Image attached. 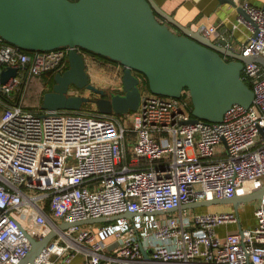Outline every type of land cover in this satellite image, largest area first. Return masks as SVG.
Returning <instances> with one entry per match:
<instances>
[{
	"label": "built area",
	"instance_id": "2783aa9c",
	"mask_svg": "<svg viewBox=\"0 0 264 264\" xmlns=\"http://www.w3.org/2000/svg\"><path fill=\"white\" fill-rule=\"evenodd\" d=\"M236 1L249 19L237 13L222 37L233 51L264 59V0ZM203 33L218 34V25ZM67 57V47L28 53L0 38V72L18 67L11 83H0V264L17 263L28 236L51 229L55 236L25 264L70 263L78 253L82 264H264V193L249 226L240 224L244 203L155 212L264 185V64L244 63L253 102L234 103L219 122L190 120L185 90L168 97L140 88L139 107L123 114L26 108L30 78L64 70ZM111 216L99 227L60 226Z\"/></svg>",
	"mask_w": 264,
	"mask_h": 264
},
{
	"label": "water",
	"instance_id": "95a60500",
	"mask_svg": "<svg viewBox=\"0 0 264 264\" xmlns=\"http://www.w3.org/2000/svg\"><path fill=\"white\" fill-rule=\"evenodd\" d=\"M220 2L231 4L249 19L236 0ZM203 28L204 24L194 29L183 25L155 0H0L2 40L34 51L68 48L67 67L54 73L51 88L42 96L41 109L49 113L79 110L85 103L94 104L102 113L136 110L144 78L149 91L156 95L180 97L187 91L192 121L219 122L234 103L249 107L254 91L242 79L241 69L248 61L264 64L263 57L237 53L227 47L225 37L215 41L203 33ZM83 50L107 56L123 66L119 91L105 95L106 89L91 81L85 62L87 52ZM17 70L14 65L2 69L0 83L14 78ZM72 88L87 89L93 95L72 92ZM263 193L264 185L250 193L201 199L155 212L227 203L237 210L240 204L259 199ZM114 219L97 217L62 222L60 226ZM55 234L51 229L40 238L29 235L31 247L15 264L32 262Z\"/></svg>",
	"mask_w": 264,
	"mask_h": 264
},
{
	"label": "crops",
	"instance_id": "0c3cea01",
	"mask_svg": "<svg viewBox=\"0 0 264 264\" xmlns=\"http://www.w3.org/2000/svg\"><path fill=\"white\" fill-rule=\"evenodd\" d=\"M155 1L162 9L173 15L175 19H177L180 23L193 29L198 27L200 24H204V26L209 24L218 25V34H213L212 36H210L215 41L221 38L222 34L228 35V33L230 32L229 28L236 21V16L238 13L231 4L221 3L220 0ZM246 32L247 29L243 25H241L240 28L235 31V36L239 40H242L244 39ZM85 62L88 75L92 82L105 80L106 74L104 73H107L106 71L114 66L110 62H104L103 60L97 59L88 53L85 54ZM32 78L33 77L30 78L29 82H27V85H25L24 87L23 105L29 109L42 111L43 109H41L40 106L42 95L48 88H45L43 84L47 83V78L44 75L35 76L34 79ZM29 84H35L37 87H40L39 90H37L36 88L34 92L36 96H39L38 100H36L35 98H27ZM108 86L110 87L111 85ZM82 259L83 255L78 253L73 257L70 263H61L60 261H58V264H82Z\"/></svg>",
	"mask_w": 264,
	"mask_h": 264
},
{
	"label": "rangeland",
	"instance_id": "374dc122",
	"mask_svg": "<svg viewBox=\"0 0 264 264\" xmlns=\"http://www.w3.org/2000/svg\"><path fill=\"white\" fill-rule=\"evenodd\" d=\"M241 1L244 2L245 0H241ZM249 1L253 4H256V5H261V3L263 2V0H249ZM245 36H246V34H245ZM245 36H244V38H245ZM113 65L114 66H112L111 69L109 68L106 71L107 73H104V74H106L105 80H103V81L102 80H100V81H94L93 80L94 83L100 87H105V88L109 87L108 85H111L113 88H120L121 74H122L123 66L120 64H113ZM32 79H34V77ZM43 86L45 88L48 87L47 83L43 84ZM36 88H37V90L40 89V87H37L35 84H29L27 98L28 97L33 98V99L35 98L36 100L39 99V96L38 95L36 96V94L34 93ZM71 91L72 92H80V93L85 92V93H88L89 95H93V93L87 89L72 88ZM40 93H41V91H40ZM29 100H31V99H29ZM85 104L83 105L84 108H85ZM87 105H90V107L95 108L94 104L90 103ZM84 108L82 109L83 111H92L90 109H84ZM93 111H95V110H93ZM256 200L244 202V208L239 210V214H240V218H241V223H240L241 225H243V226L248 225L249 226V225L254 223L255 219L253 216V207H254ZM231 207H232V204L227 203V204H223V205L212 204V205H207V206H201V207H198L197 209H199V210H218V209H222V208H231ZM106 223L107 222H94V223H92V225H94L95 227H99V226H102ZM222 230H223V228L218 230V232L220 233V232H222Z\"/></svg>",
	"mask_w": 264,
	"mask_h": 264
},
{
	"label": "trees",
	"instance_id": "16d2710c",
	"mask_svg": "<svg viewBox=\"0 0 264 264\" xmlns=\"http://www.w3.org/2000/svg\"><path fill=\"white\" fill-rule=\"evenodd\" d=\"M161 18H162V17H161ZM171 26H172V25H171ZM173 27H174V26H173ZM2 42H4V43H8V42L5 41V40H2ZM21 50H23V51H25V52H28V53H31V52L34 51V50H26V49H21ZM83 51H84V52H87L88 54L92 55L93 57H95V58H97V59L103 60L104 62H110V63H113V64H120V63L117 62V61L111 60V59H110L109 57H107V56H103V55H101V54L94 53V52L87 51V50H83ZM67 65H68V64H67ZM55 72H56V70L51 69V70L46 71L44 74H42V75H44V76L47 78V85H48V88H47L46 90H48V89L51 88L52 83H53V75H54ZM140 88H145V89L149 90L145 78L141 80ZM105 89H106V94H105V95H110V93H112V92H117V91H119L118 88H113L112 86H110V87H108V88H105ZM46 90H45V91H46ZM42 96H43V95H42ZM87 104H90V103H86V104H85V108L83 107L84 109H90V110H92V111H93V110L98 111L96 108H92V107H90V105H87ZM191 109H192V104H191ZM131 111H132V110H131ZM131 111H130V112H131ZM116 114H120V113H116ZM48 206H49V205H48V203H47L46 207L48 208Z\"/></svg>",
	"mask_w": 264,
	"mask_h": 264
}]
</instances>
